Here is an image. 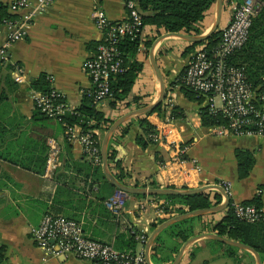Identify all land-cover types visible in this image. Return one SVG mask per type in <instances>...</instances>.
<instances>
[{"label":"crops","instance_id":"obj_1","mask_svg":"<svg viewBox=\"0 0 264 264\" xmlns=\"http://www.w3.org/2000/svg\"><path fill=\"white\" fill-rule=\"evenodd\" d=\"M235 5V0L229 4L222 0L218 28L231 19ZM95 6L103 9L110 22H119L126 17L123 0H50L42 12L32 16L22 37L10 47V61L23 70L21 82L15 83L8 68L0 66V264H90L88 260L71 255H49L38 247L30 229L38 225L45 213L80 222L86 237L109 243L120 252L135 251L140 246L133 236L134 248L127 247L129 233L135 235L143 231L148 236L150 225L156 220L152 207L146 206L140 211L135 204L151 199L167 203L151 195L136 197V194H127L124 212L120 217L114 216L103 204L114 187L105 179L101 164L95 165L82 155L78 140L66 138L59 120L44 117L33 110L31 91L34 89L30 81L40 74L51 78V87L62 94L68 110L79 105L83 92L90 87L83 61L94 53L101 40V32L91 18ZM213 16L214 4L199 23L200 33L209 28ZM170 33L144 25L140 33L141 45L136 53L141 68L128 94L114 104L110 103L111 99H106L96 105L110 120V125L118 121L107 142L106 154H111L112 159L106 161V170L113 176L118 175L120 181L129 186L166 187L170 172L161 169L160 165L168 156L167 149L162 144L149 142L142 147L136 138L142 134L139 118L143 117L153 126L158 122L165 103H170V109L175 107L177 113L172 117L177 130L174 137H179L187 146V155L197 160L198 178L208 184L228 182L229 200L234 202L240 203L261 193V207L264 209V191L258 188V185L264 186V138L231 134L216 136L209 132L210 125L200 124L198 110L205 106L203 99L200 102L188 99L177 76L191 53L202 45L190 47L193 42ZM4 37L5 28L0 25V43ZM145 42L149 45L145 46ZM150 55L162 77L165 94L158 112L135 114V110L151 103L158 94V81ZM104 132L96 130L99 145ZM51 148L55 168L47 166ZM236 149L249 151L253 159L247 176L243 178H238L236 173ZM202 184L197 183L193 188ZM222 200L220 194L218 204ZM173 206L185 209L179 203ZM222 212L205 214L201 222H214ZM200 233L214 232L201 228L199 222L194 226L193 235ZM215 241L208 238L195 240L184 249L178 264L188 263L192 247L202 250L200 256L207 254L202 259L203 264H227L224 247L214 246V250L208 247V243ZM175 242L179 243V249L183 242L179 239ZM177 251L171 253L172 260ZM240 251L237 252L238 259H232L231 264H252V258ZM149 261L151 264L171 263L153 262L150 250Z\"/></svg>","mask_w":264,"mask_h":264},{"label":"built area","instance_id":"obj_2","mask_svg":"<svg viewBox=\"0 0 264 264\" xmlns=\"http://www.w3.org/2000/svg\"><path fill=\"white\" fill-rule=\"evenodd\" d=\"M0 3L5 7L6 13L13 15L11 18L0 20V25L5 28V37L0 43V66H6L12 80L19 83L23 70L17 63L10 61V47L22 37L32 16L42 12L50 0H36L35 4L30 0H0ZM259 3L258 0H240L233 8L231 19L220 29L215 46L210 52L202 47L193 51L183 71L177 76L180 85L200 96L210 112L218 111L225 118V124L210 125L209 132L216 136L231 134L264 138V79L252 86L246 78L243 66L230 61L231 56L246 41L251 18ZM123 5L126 17L119 22H110L100 6H95L91 11L92 22L101 32V40L96 44L94 53L83 61V69L90 81V87L83 94L89 97L95 106L111 98L109 78L122 70L121 60L117 56L118 38L125 34H140L142 30L135 0H123ZM46 79L50 85L51 78L47 76ZM31 100L32 105L50 118L59 119L70 111L62 94L52 87L49 94L32 90ZM164 106L158 122L153 124L145 139L149 143L162 144L168 151V156L160 165L161 169L170 172L166 178V187L188 189L197 183L208 184L198 178L199 165L195 158L187 155V146L179 137H174L177 130L172 124L170 103H165ZM96 130L98 129L82 131L80 126H72L65 128V136L68 139L76 138L82 155L91 163L99 165L101 156ZM55 164L54 151L51 148L47 166L55 168ZM216 184L220 185L229 197V183ZM126 197V193L114 188L103 204L114 216L120 217L124 212ZM230 204L232 213L238 219L247 222L264 220L262 207L256 208L234 201ZM163 205V202L158 203L153 199L135 204L140 211L146 206L152 207L156 215L154 223L163 212ZM174 209L175 206L168 209L171 216L175 213ZM30 235L38 247L49 255H71L88 260L90 264H146L143 246L147 232L140 231L134 235L139 249L120 252L109 243L86 237L80 222L59 214L45 213L38 225L30 229Z\"/></svg>","mask_w":264,"mask_h":264},{"label":"trees","instance_id":"obj_3","mask_svg":"<svg viewBox=\"0 0 264 264\" xmlns=\"http://www.w3.org/2000/svg\"><path fill=\"white\" fill-rule=\"evenodd\" d=\"M224 1L226 4H229V2L233 0ZM258 1L260 2L258 10L251 18L246 41L230 58V61L235 65L243 66L246 78L252 86H256L257 83H260L262 77L264 76V0ZM214 2L215 0H135V7L140 15L141 27L144 25H152L169 32L197 35L200 33L199 23L203 20L205 12L212 7ZM235 2L237 5L240 0H235ZM11 17H13V15L6 13L5 7L0 3V20L2 18ZM220 29L221 28H218L217 31L213 32L205 40L199 43H191L189 46L193 47L197 44H201L202 49L210 52L218 41ZM140 40V34L137 33L134 35L125 34L118 38L116 48L117 56L121 60L122 70L111 75L109 78L111 104L122 100L128 94L136 73L141 68V63L136 60V53L141 45ZM144 45L148 46L149 42H145ZM46 77V75H38L30 81V86L42 94H49L51 87ZM181 88L188 99L198 102L201 101V97L196 95V93L190 89L183 85H181ZM160 106L161 103L153 108L151 112H158L160 110ZM33 110L35 113L47 117L40 112L38 107L34 105ZM170 115L172 117L177 116L175 107H171ZM198 115L201 125L226 123L225 118H223L218 111L210 112L206 105L199 108ZM57 120L63 124L64 130L65 128L72 126H80L82 131L94 128L106 130L110 125V120L106 118V116L96 108L95 104L91 102V99L84 94L76 108L68 111ZM139 123L142 127V134L137 136L136 142L143 147L149 142L145 139V136L152 129V125H150L143 117L139 118ZM234 156L236 159L237 177L243 178L247 176L253 163L251 153L247 150L236 149L234 151ZM111 159V154L107 153L106 161H110ZM115 164L118 165V162H115ZM114 177L119 181L121 180L116 174H114ZM258 188L264 191V186L258 185ZM134 196L143 197V195L137 194ZM153 197L161 198L167 203H164L162 206L163 212L157 218L156 223H151L150 230H152L160 222L171 217L168 209L169 207H172L174 203H179V205L185 206V209L175 207L174 212L178 214L190 210L214 206L220 201L219 192L214 190L202 191L190 195H166ZM261 200L262 194L258 193L249 199L242 200L240 204H250L256 208H260L262 205ZM230 203L231 200H229L224 207L219 219L214 222L208 221L205 222L206 224H203L201 220L205 216L199 215L177 221L164 228L156 236L150 247L151 260L156 263L171 261V253L176 252L179 246V243H176L175 240L179 239L181 242L185 241L193 235L195 224L200 222L201 228H207L209 231H213L218 236L249 245L258 253L261 264H264V220L247 222L245 220L238 219L232 213ZM164 233H166L167 236L163 237ZM133 236L134 232L129 233L127 238V247H129V249H133L135 245ZM166 239L168 243L166 242ZM171 239H173V242H170ZM215 243L224 247L225 254L228 257L232 258L234 261L238 259L237 252H239V249L225 245L219 241H215ZM240 252L252 258L248 252L244 250H241ZM163 253L168 254L163 256Z\"/></svg>","mask_w":264,"mask_h":264},{"label":"water","instance_id":"obj_4","mask_svg":"<svg viewBox=\"0 0 264 264\" xmlns=\"http://www.w3.org/2000/svg\"><path fill=\"white\" fill-rule=\"evenodd\" d=\"M221 7H222V0H215L213 20H212L209 28L205 32L197 34V35H185V34H182L179 32H171L170 34L177 35V36L182 37L186 40H189L190 42H193V43H199V42L205 40L213 32L218 30ZM150 62L152 64L154 74H155L157 81H158V94H157V97L155 98V100H153L151 103H149L148 105H146L144 107H141V108L135 110L134 111L135 114H145V113L152 111V109L155 108L161 102V100L163 99L164 94H165V89H164L162 77L160 75V72L158 71V68L156 66V63L154 62L152 55H150ZM117 124H118V121L109 125V127L105 130L103 137L101 139V142H100V156H101L102 172H103L105 179L108 181V183L111 186H113L116 189L121 190L122 192H124L126 194L151 195V196H166V195L181 196V195H190V194H195V193H199L202 191L214 189L217 192H219L223 198L222 202L216 206H210L207 208L195 209V210H190V211H186L183 213L175 214V215L165 219L164 221L160 222L158 225H156L149 232L147 239H146L144 246H143V254H144L146 264H151L149 261L150 247H151L154 239L156 238V236L164 228H166L167 226H169V225H171L177 221H180V220H183V219H186L189 217L205 215L208 213H214V212L221 211V210H223V208L228 203L229 197L224 192L222 187L218 184H215V183L204 184L202 186H198L195 188H188V189H177V188H171V187H136V186H129V185L122 183L121 181L116 179L112 174H110L106 170L107 142H108L110 134L115 129ZM203 238L213 239V240L219 241L225 245L237 248L239 250H244V251L248 252L253 257L254 264H261V260H260L258 253L252 247H250L247 244L235 241V240H231V239H228L225 237L218 236L215 233H200V234L192 235L189 238H187L185 241H183V243L179 247L177 253L175 254V256H174V258L170 264H178L179 259L182 255V253L184 252V249L186 247H188L195 240L203 239Z\"/></svg>","mask_w":264,"mask_h":264},{"label":"rangeland","instance_id":"obj_5","mask_svg":"<svg viewBox=\"0 0 264 264\" xmlns=\"http://www.w3.org/2000/svg\"><path fill=\"white\" fill-rule=\"evenodd\" d=\"M167 236L166 233H164L163 237ZM166 242L168 243L167 239H166ZM214 246H217V247H222L220 244L218 243H208V247L211 248L212 250H214L213 248H215ZM202 253V250L200 248H195V247H192V253L191 255L188 257V263L187 264H203L204 262L202 261L203 258H206L204 256H206L207 254H204L203 256H200ZM225 260L228 262L227 264H231L232 262V258L228 257L225 253ZM243 255L246 256V254L243 253ZM252 260H253V257H252ZM208 264H212L211 262H209ZM252 264H254V260L252 262Z\"/></svg>","mask_w":264,"mask_h":264}]
</instances>
